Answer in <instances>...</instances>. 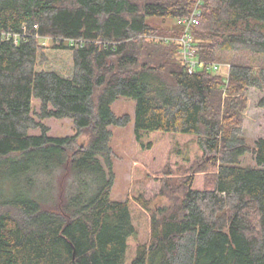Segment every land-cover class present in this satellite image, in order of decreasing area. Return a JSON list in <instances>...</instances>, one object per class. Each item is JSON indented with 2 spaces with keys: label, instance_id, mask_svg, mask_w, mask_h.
<instances>
[{
  "label": "trees",
  "instance_id": "obj_1",
  "mask_svg": "<svg viewBox=\"0 0 264 264\" xmlns=\"http://www.w3.org/2000/svg\"><path fill=\"white\" fill-rule=\"evenodd\" d=\"M197 8V58L230 65L226 86L176 58V20ZM0 33V264H264V138L245 131L264 0H0ZM121 97L137 103L134 173L173 154L166 206L135 185L111 198ZM50 118L75 134L50 136Z\"/></svg>",
  "mask_w": 264,
  "mask_h": 264
},
{
  "label": "rangeland",
  "instance_id": "obj_2",
  "mask_svg": "<svg viewBox=\"0 0 264 264\" xmlns=\"http://www.w3.org/2000/svg\"><path fill=\"white\" fill-rule=\"evenodd\" d=\"M46 45L51 44V40L45 41ZM248 96V109L245 113V131L246 136L250 144L258 138H264V91L257 89H250L247 93ZM137 103L134 99L121 97L113 105V111L117 116L129 115L132 121L125 127L111 126L110 129L113 132L112 148L114 150V172H115V183L111 192V198L114 201L124 202L129 198L134 197V185L146 190V196L152 201L155 208L166 206L168 201L164 197H160L161 184L159 178L162 176V169L166 164L172 163L173 154L169 151H164L159 147L156 152V160L151 167L146 164L145 169L142 172L134 173V166L140 164L135 157V115H136ZM33 107L35 111V117L38 120V113L40 112L41 103L39 100L33 101ZM50 129L49 135L52 137H66L75 134V128L71 119H56L50 118L42 121ZM30 135H41L42 131L40 128L31 129ZM87 136L83 135L79 138V142L86 141ZM170 142V141H169ZM168 142V143H169ZM172 147V146H171ZM171 149V148H170ZM169 149V150H170ZM195 151L196 148L194 147ZM164 158V160H163ZM194 157H191L193 159ZM210 157H207L209 160ZM160 160H163L161 166H158ZM197 160V159H193ZM136 163V164H135ZM158 163V164H157ZM244 165H252V156L248 155L243 160ZM140 166V165H139ZM144 168V167H143ZM198 177H203L198 175ZM137 184V185H136Z\"/></svg>",
  "mask_w": 264,
  "mask_h": 264
},
{
  "label": "built area",
  "instance_id": "obj_3",
  "mask_svg": "<svg viewBox=\"0 0 264 264\" xmlns=\"http://www.w3.org/2000/svg\"><path fill=\"white\" fill-rule=\"evenodd\" d=\"M199 17L200 10L197 8L189 17L179 18L176 20L177 25L183 26L185 28V31L179 39V43L181 44V46L176 52V58L178 61L186 63L188 65V69L191 74L194 73L197 69L206 68L212 73L222 77L223 82L226 86L230 75V65L214 62H203L198 60L197 58L198 48L194 42V27L198 25ZM10 37L12 36L5 33H0V39H9ZM13 38L17 42V36H13Z\"/></svg>",
  "mask_w": 264,
  "mask_h": 264
},
{
  "label": "crops",
  "instance_id": "obj_4",
  "mask_svg": "<svg viewBox=\"0 0 264 264\" xmlns=\"http://www.w3.org/2000/svg\"><path fill=\"white\" fill-rule=\"evenodd\" d=\"M246 130V129H245Z\"/></svg>",
  "mask_w": 264,
  "mask_h": 264
}]
</instances>
